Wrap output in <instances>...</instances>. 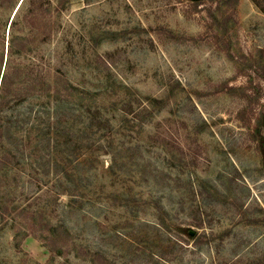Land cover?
<instances>
[{
    "label": "rangeland",
    "instance_id": "374dc122",
    "mask_svg": "<svg viewBox=\"0 0 264 264\" xmlns=\"http://www.w3.org/2000/svg\"><path fill=\"white\" fill-rule=\"evenodd\" d=\"M200 1L0 0V264H264V0Z\"/></svg>",
    "mask_w": 264,
    "mask_h": 264
},
{
    "label": "trees",
    "instance_id": "16d2710c",
    "mask_svg": "<svg viewBox=\"0 0 264 264\" xmlns=\"http://www.w3.org/2000/svg\"><path fill=\"white\" fill-rule=\"evenodd\" d=\"M201 1L200 0H193V4H198V3H200ZM4 79V75L2 76V80ZM57 91V90H56ZM261 155H262V159H263V161H264V147L261 149ZM6 210L8 209V208H5Z\"/></svg>",
    "mask_w": 264,
    "mask_h": 264
}]
</instances>
